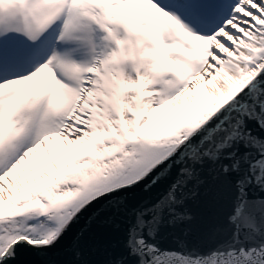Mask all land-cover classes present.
<instances>
[{"label": "snow or ice", "instance_id": "1", "mask_svg": "<svg viewBox=\"0 0 264 264\" xmlns=\"http://www.w3.org/2000/svg\"><path fill=\"white\" fill-rule=\"evenodd\" d=\"M204 174L213 236L163 246ZM95 205L135 264H264V0H0V264Z\"/></svg>", "mask_w": 264, "mask_h": 264}, {"label": "water", "instance_id": "2", "mask_svg": "<svg viewBox=\"0 0 264 264\" xmlns=\"http://www.w3.org/2000/svg\"><path fill=\"white\" fill-rule=\"evenodd\" d=\"M201 183H190L191 193L180 211L186 217L161 232L162 244L174 246L175 240L189 245L207 243L219 224V190L208 174ZM153 193L135 189L127 194L129 204L145 199ZM123 210L95 205L85 212L67 231L55 247L37 251L24 248L16 264H135V257L123 247L127 228Z\"/></svg>", "mask_w": 264, "mask_h": 264}]
</instances>
